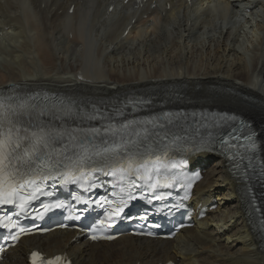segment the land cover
<instances>
[{"label":"bare ground","instance_id":"6f19581e","mask_svg":"<svg viewBox=\"0 0 264 264\" xmlns=\"http://www.w3.org/2000/svg\"><path fill=\"white\" fill-rule=\"evenodd\" d=\"M113 2L109 12L112 0H98L91 13L83 0H30L28 10L0 0V88L42 86L107 99L148 90L184 107L223 108L264 120V0H228L231 13L184 0L167 1V11V2L156 1L155 9L150 2L140 15L126 16V5ZM248 5L255 7L247 12ZM205 48L212 62L196 56ZM201 155L192 163L211 162L215 175L206 172L195 199L207 204L216 198L219 206L176 238L122 236L114 243L71 246L73 232L56 231L39 243L26 237L9 264H26L35 244L50 255L69 251L75 264H264L262 231L249 222L244 206L246 181L232 175L225 159Z\"/></svg>","mask_w":264,"mask_h":264},{"label":"snow or ice","instance_id":"6c2138e0","mask_svg":"<svg viewBox=\"0 0 264 264\" xmlns=\"http://www.w3.org/2000/svg\"><path fill=\"white\" fill-rule=\"evenodd\" d=\"M133 111L136 109L133 108ZM106 112L108 109L104 106L85 104L56 94H0V209L8 206L19 209V212L13 213L16 219L7 213L0 216V228L8 230L4 239H20V233L26 231L19 224L20 216L23 214L27 217L26 209L40 196L52 195L45 191L48 181L65 186L78 185L80 188L87 184L86 191L103 187V184L97 183L101 176L112 178L114 185L126 184L129 191L126 198L121 197L119 201H107L105 198H101L103 202L83 201L86 205L84 212L92 203L102 209L104 203L108 204L104 211L106 219L97 221L101 225L109 221L115 223L114 218H123L121 214L130 207L131 201L138 198L132 189H147L156 193L161 187L174 186L177 178L169 179L164 174L168 167L164 161L173 151V145L184 140V136L173 131H185L176 122L180 114L165 113L161 121L159 116L129 120L121 107H113L107 115ZM174 116L176 119H173ZM101 120L105 123L100 126L90 123ZM235 132L237 129L233 128L228 134L232 140L239 139L232 135ZM256 135L252 131L251 135L243 138L247 144L241 143L239 146L229 139L221 140V147L229 153V160L238 159L233 164L234 168H240L243 161L248 162L245 168L252 167L253 159L257 158L255 154L260 150L254 139ZM238 147L244 149L243 154L236 150ZM199 150L193 149L194 152ZM231 150L236 151L233 154ZM195 175L198 177L199 173ZM243 175H247L246 171ZM260 175L264 177V168ZM187 187H191V184ZM187 195L186 192L185 199ZM155 199L161 200L163 197L156 195ZM76 203H81V199L77 198ZM148 203H152V200ZM42 207L47 209L50 206ZM53 207H63V204L58 203ZM257 220L259 227L264 229V216H258ZM13 229L17 231L13 232ZM91 238L96 240L100 237L93 235ZM103 238L113 239L111 236ZM0 251L3 249L0 248ZM31 257L33 264H45L38 259L40 253L32 252ZM60 259L55 258L56 261ZM46 264L54 262L50 260Z\"/></svg>","mask_w":264,"mask_h":264},{"label":"rangeland","instance_id":"374dc122","mask_svg":"<svg viewBox=\"0 0 264 264\" xmlns=\"http://www.w3.org/2000/svg\"><path fill=\"white\" fill-rule=\"evenodd\" d=\"M215 49V48H214ZM213 53H215V52H212L211 53V55H210V57H212L213 56ZM209 49H207V48H205V49H203V52H199V55H196L199 59H204V62L206 63V62H208V61H213V59H211V58H207V57H209ZM190 55V54H189ZM207 56V57H206ZM207 58V59H206ZM1 59V58H0ZM210 62V63H211ZM210 172H211V174L212 175H215V172H213L211 169L209 170ZM219 242H221V241H219ZM239 248V247H238Z\"/></svg>","mask_w":264,"mask_h":264}]
</instances>
